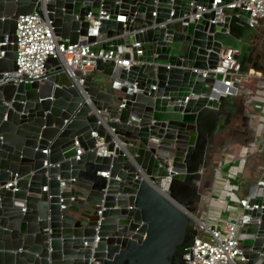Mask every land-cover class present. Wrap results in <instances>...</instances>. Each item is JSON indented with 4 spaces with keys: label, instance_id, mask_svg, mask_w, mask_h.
<instances>
[{
    "label": "water",
    "instance_id": "water-1",
    "mask_svg": "<svg viewBox=\"0 0 264 264\" xmlns=\"http://www.w3.org/2000/svg\"><path fill=\"white\" fill-rule=\"evenodd\" d=\"M238 1L0 0V264H187L210 150L243 116L236 90L260 67L264 35L242 4L229 6ZM31 11L64 44L87 35L130 65L97 57L99 77L78 84L49 55L42 75L14 82L17 17ZM96 18L101 36L88 35ZM135 41L142 52L130 56L123 46ZM226 48L241 73L228 90V75L196 71ZM253 203L243 264H264L263 185Z\"/></svg>",
    "mask_w": 264,
    "mask_h": 264
},
{
    "label": "built area",
    "instance_id": "built-area-1",
    "mask_svg": "<svg viewBox=\"0 0 264 264\" xmlns=\"http://www.w3.org/2000/svg\"><path fill=\"white\" fill-rule=\"evenodd\" d=\"M216 1V0H215ZM215 3V2H214ZM242 4V8L249 11V22L258 28V24L264 20V0H239L238 3L232 2L229 6ZM199 10H206L203 6H198ZM199 12L192 14V18L197 17ZM109 15H106L108 17ZM118 20L125 21L126 15L119 12ZM99 19H91L90 30L88 35L99 36L98 32ZM16 49L14 58L17 69L12 71L11 78L17 82L22 76L38 77L45 71V61L49 55L58 56L67 72L72 76L78 84L84 81L85 76L94 68L95 59L101 57L103 59L114 58L118 64L130 65V59L123 57L122 54L116 53L112 49L95 48L97 40L89 41L87 35H83L77 42L64 44L54 35L53 29L49 21L43 19L36 11L25 14H19L16 23ZM5 43L7 35H5ZM135 46L137 54L142 52V45L139 41H135L131 46H123V50L128 52L130 56ZM235 49H223L215 67L202 70H196L203 77L212 73L214 77L216 73L229 77L224 80L227 89L232 86L234 79L241 73L239 71V63L234 54ZM256 106H260L256 104ZM264 125V121H263ZM97 136L95 132L92 133ZM77 153L81 152L78 147ZM97 152L106 155L108 151L102 143V138L98 139ZM264 184V180H259ZM63 183V181L61 182ZM169 183V177H165L162 183L158 184L162 191H165ZM12 184L8 181L5 186ZM45 188V187H44ZM240 209L235 213L234 218L219 220L218 217L207 215L206 212L193 214L191 217L195 222L196 233L191 243L183 247V257L187 264H243L245 261V250L240 246L239 232L243 228L244 220L250 219V215L244 212L245 208H253V195L248 194L239 198ZM207 220L213 221L216 225H208ZM87 264H103L101 261L91 257Z\"/></svg>",
    "mask_w": 264,
    "mask_h": 264
},
{
    "label": "crops",
    "instance_id": "crops-1",
    "mask_svg": "<svg viewBox=\"0 0 264 264\" xmlns=\"http://www.w3.org/2000/svg\"><path fill=\"white\" fill-rule=\"evenodd\" d=\"M258 29L264 35V20ZM95 48H102L101 43L97 42ZM260 52V67L249 69L234 97L236 106L243 104V116H236L222 132L221 142L212 155L213 176L209 180L202 177L200 182V213L206 212L221 221L234 218L240 209L239 198L253 195L260 185L264 186L259 182L264 175V43ZM89 75L97 79L100 72L93 68ZM205 171L206 168L203 175Z\"/></svg>",
    "mask_w": 264,
    "mask_h": 264
},
{
    "label": "rangeland",
    "instance_id": "rangeland-1",
    "mask_svg": "<svg viewBox=\"0 0 264 264\" xmlns=\"http://www.w3.org/2000/svg\"><path fill=\"white\" fill-rule=\"evenodd\" d=\"M222 139V132L218 133L215 137L214 140V145L212 147V149L210 150V155L208 157L207 163H206V171L205 174L202 175V177H204V180H209L210 177L212 178V174H213V166L215 163L212 162V155L214 154V152L217 150V146L220 144ZM240 191V190H239ZM214 207V206H213ZM212 212V211H211ZM206 223L208 225H214L215 223L211 220H207Z\"/></svg>",
    "mask_w": 264,
    "mask_h": 264
}]
</instances>
